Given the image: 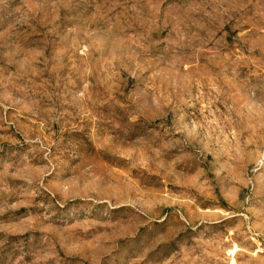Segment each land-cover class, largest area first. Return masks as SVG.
<instances>
[{
	"label": "rangeland",
	"instance_id": "obj_1",
	"mask_svg": "<svg viewBox=\"0 0 264 264\" xmlns=\"http://www.w3.org/2000/svg\"><path fill=\"white\" fill-rule=\"evenodd\" d=\"M0 264H264V0H0Z\"/></svg>",
	"mask_w": 264,
	"mask_h": 264
}]
</instances>
